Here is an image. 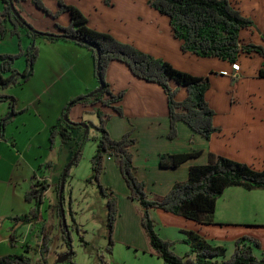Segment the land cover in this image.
<instances>
[{
    "label": "crops",
    "instance_id": "1",
    "mask_svg": "<svg viewBox=\"0 0 264 264\" xmlns=\"http://www.w3.org/2000/svg\"><path fill=\"white\" fill-rule=\"evenodd\" d=\"M149 1L112 0L110 5H106L105 0H64L67 5L81 11L90 28L108 33L143 53L163 59L180 71L196 77H209L211 88L206 99L216 113L215 125L219 132L206 140L194 134L186 125L180 124L178 137L169 140V108L165 92L156 84L136 78L120 62L110 64L107 80L115 95L124 93L123 100L115 105L122 110L123 116L99 104L91 107L76 105L69 113L70 121L89 125L93 123L89 114L100 110L112 116L107 128L114 140H120L133 130V137L137 140L132 148L136 176L157 197L167 195L175 184L187 181L190 168L207 164L210 154L247 164L258 171L263 170L264 76H261V71L264 72V58L257 53H243L232 64L217 58H202L184 53L182 41L173 35L169 18L152 9ZM228 1L254 24L252 28L241 31V44L264 47V0ZM43 2L51 12L58 11L56 0ZM2 7L0 0V11ZM22 11L23 18L35 29L59 33L54 22L45 18L32 5L31 0L23 3ZM31 15L36 21L29 18ZM56 22L66 27L70 23V15H63ZM10 37L19 39L13 43L9 40ZM23 44L28 50L31 40L26 37V42L23 43L20 36L9 35L0 41V55L23 54ZM37 47L39 59L27 84L35 80L34 84L42 88L35 90L32 87V92L30 86L27 96L18 94L16 86L1 92L4 96L14 98L15 102L13 99L0 100V131L2 121L11 119L2 127L3 138L0 139V258L25 254L34 260H41L40 245L45 233H48L53 244L46 259L47 264H53L58 253L63 256L66 249L62 247L58 234L59 220L55 215L53 217L48 214L53 218L51 227H54V237L46 230V198L51 193L56 196V183L66 170L69 152L59 139L51 145L50 131L60 124L67 104L76 97L95 91L98 83L94 75L93 53L89 49L71 42L51 43L46 40L39 41ZM20 60H23L22 63L15 65L19 72L21 67L24 71L27 66L24 57ZM68 75L74 81L73 89L65 94L52 93ZM172 87L178 86L172 83ZM24 88L25 86L22 87ZM186 97V89L180 88L177 101H183ZM194 151L199 152L200 156L176 169L160 167L162 154L175 155ZM104 167L101 180L104 185L116 191L122 190V194H117L120 211L116 230L119 225H126L125 241L132 243L143 253L140 255L141 263L164 264L151 255L148 240L140 225L142 208L128 198L129 191L125 188L115 159L105 156ZM35 178L45 179L50 185L40 216L35 223L17 222L14 219L27 216L34 207V204L25 201V194L32 188ZM53 205L49 204V210ZM151 216L158 229H164L163 237L169 241H174L170 240L172 237L179 238L181 232L194 230L215 245H234L238 239L247 236L264 246V190L261 189L228 188L217 202L213 216L214 226H202L160 210L151 211ZM136 238L138 241H135ZM140 239L144 241L141 244ZM58 245L61 246L57 249Z\"/></svg>",
    "mask_w": 264,
    "mask_h": 264
},
{
    "label": "trees",
    "instance_id": "2",
    "mask_svg": "<svg viewBox=\"0 0 264 264\" xmlns=\"http://www.w3.org/2000/svg\"><path fill=\"white\" fill-rule=\"evenodd\" d=\"M28 0H2L3 8L0 11V41L9 34L18 35L19 28H30L28 32L33 39L44 38L51 43L64 41L71 42L83 48L89 49L94 57V75L98 88L86 95L74 98L64 108L60 124L50 131V143L53 145L59 139L69 152L68 163L72 166L78 164L85 143L90 139L91 128L95 129L99 136L98 146L91 160V182H96L101 193L107 197V227L110 232L109 246L111 253L115 241L113 232L119 207L116 199L108 196L109 191L101 184V175L104 171L105 156H112L119 168L129 189V199L138 203L141 208V228L148 240L151 255L162 260L164 264H264V246L252 237H242L234 244V251L227 256V248L215 245L207 240L199 232L194 230L184 231L189 237L191 252L180 256L175 252V241L161 238L156 231L155 222L151 211L160 210L195 222L202 226H214L213 216L216 212L217 202L223 193L231 187H243L247 190H264V169L261 171L251 166L210 154L205 165L192 166L189 170V178L185 182L177 183L171 191L163 196L150 199L146 193V183L136 176L134 154L132 148L137 144L133 137V130L126 133L120 140H114L107 128L112 116L98 110L99 123H89V131L82 127L83 123H74L69 119L71 109L76 105L91 107L101 105L112 109L120 116L123 112L116 104L124 98V93L115 95L107 82V71L112 62L125 64L131 73L138 79L158 85L167 96L169 108L170 130L167 135L169 140L178 137V126L186 125L194 134L206 140L219 132L215 125V111L210 107L206 95L211 88L209 77H196L176 69L171 63L143 53L133 45L123 43L108 33L99 32L88 26L87 18L76 7L67 5L64 0H56L59 11L53 13L45 6L43 0H31L39 10L54 18L61 13L70 15V23L62 27L56 23L59 33L37 31L22 16L17 5ZM112 0H105L110 5ZM12 5L14 13L12 9ZM149 6L166 16L170 20L173 35L182 41V51L202 58H217L229 63H236L243 53H257L264 58V47L254 44H241L240 33L253 27V22L244 17L235 9L228 0H150ZM24 20V21H23ZM11 25L12 28H9ZM264 41V38H263ZM39 48L33 42L26 53L27 66L23 72L15 69V62L20 55H0V100L15 99L2 95V91L8 87L21 86L34 74V67L39 59ZM261 76L264 72L261 71ZM172 83L178 87L173 88ZM180 88H185L187 97L183 101H177L176 97ZM11 119H4L1 126L4 127ZM0 131V139L3 131ZM199 152L183 154H162L160 167L162 169H176L182 164L196 159ZM67 165L65 169L67 168ZM71 166V167H72ZM64 169V170H65ZM70 168L66 174H62L56 183V197L59 203L56 207V217L59 220L62 247L66 254L71 252L70 262L75 257L71 241L67 235L61 219V182L65 176V182L69 176ZM50 185L45 179L35 178L32 188L26 192L25 201L34 204L30 213L23 218H16L17 222L24 224L35 223L42 205L45 203L46 193ZM79 232V229H78ZM81 242L87 245L83 236ZM53 239L45 233L41 245V260L20 255H8L0 258V264H47L46 255L52 247ZM61 246V245H60ZM57 246V249L60 248ZM62 255L58 253V258ZM101 264H108L100 257Z\"/></svg>",
    "mask_w": 264,
    "mask_h": 264
},
{
    "label": "rangeland",
    "instance_id": "3",
    "mask_svg": "<svg viewBox=\"0 0 264 264\" xmlns=\"http://www.w3.org/2000/svg\"><path fill=\"white\" fill-rule=\"evenodd\" d=\"M17 8L18 10L23 12L22 11L23 4L17 5ZM37 10L42 12L45 18H48L51 21H53L55 28H56V23H57L56 21L61 16L68 14V13H61L58 18H54L51 15H47L46 13H44L43 11L39 9ZM54 14L55 13H53V15ZM29 18L33 21H36L35 17L32 15L29 16ZM37 24L42 25V23H37ZM30 25L33 26L31 23ZM9 28H12L11 25L9 26ZM19 31L21 32L19 33ZM28 32L32 33L31 30H29L28 28L26 29L19 28L18 35L16 36H20L21 41L23 43L26 42V37H28L31 40V43L33 44V42H35L36 45L39 43V41L45 40L44 38H37L35 40L29 35ZM7 36H9V34ZM18 39H19L18 37L9 38V40H11L13 43H16V40ZM5 45L6 47H8L7 44ZM23 48H24L23 49L24 52L22 56L16 60L15 65L19 62L22 63L23 60H20V59H22L23 57H24V60L26 61L27 49L25 45ZM39 65L40 64H38L37 66V77L39 75V70H38ZM20 70H21L20 72H23L22 67ZM27 82H25L21 86H16V91L18 92V94L27 96L26 93H28L32 89V87H34L35 90L38 88H42L41 86H36L34 84L35 80H31L28 84ZM73 82L74 81L72 79V76L68 75L63 83L59 84L58 86L54 88L52 93L56 94L58 92H62L65 94V92H68L73 89L72 87ZM23 86H25L24 89H22ZM30 86H31V89H29ZM33 90L34 89H32V92ZM94 112H95L94 114H89V117L91 118L94 124H98L99 123V118H98L99 112L98 111H94ZM96 136L97 137L99 136L98 132L95 129L91 128L90 139L85 143L83 147L81 158L78 164L70 167L69 176L67 177L66 182L64 183V188H63V192L61 195L62 199H61V204H60L61 205V216H62V211H63L65 222H66V226L64 227V230L67 234L69 232V235H67V240L69 241L70 239L73 251L75 252L76 255L75 257L72 258L70 262H65L63 264H101L100 257H103V261L107 262L108 264H144L140 262L141 261L140 255H142L143 253H141V251L137 247H135L132 243H126L125 241L126 240L125 238L126 229L124 227L126 225L124 226L119 225L120 227L116 230V224H115V229L113 232V239L115 241V244L113 246L111 253L107 250V247L109 246V240H110V232L107 227V216H108L107 197L101 193L96 182L90 181V178L92 177L91 160L93 156L95 155V152L98 146V139H95ZM102 177H103V174L101 175L100 181L102 180ZM122 180L125 183L124 185L126 188L127 185L123 177H122ZM101 184L102 186H104L106 189L109 190L107 192L108 196H111L112 198L114 197L119 207V198L117 194H122L121 193L122 190L116 191L115 189L108 188L107 186L104 185L103 181H101ZM127 189L128 187L126 188V190ZM146 193L150 199H154L157 197L156 195H154L148 190L147 185H146ZM46 199H47V204L45 207V210H46L45 218L46 219L48 218V221L45 223V227L47 231H50V233H52V237H54L55 235L53 231L54 227H51V225L54 223L53 218L49 217L48 214L50 216H53V215L56 216V207H57V204L59 203V199L56 196L54 197L52 193L49 194ZM50 203L54 205L52 209L49 210L48 207ZM119 211H120V208H119ZM118 219L119 217L117 218V220ZM140 225H141V221H140ZM158 228L159 227L156 226L157 233L159 234L161 238H164L163 237L165 236L164 229L160 231ZM78 229H79V232H78ZM58 234L60 235V240H61L60 227H59ZM135 235L137 237L136 232H135ZM183 235L185 237H181ZM81 236H83L84 240L87 242V245H84L81 242L80 240ZM172 238L173 239H170V240H174L176 242V245H175L176 254L180 256H184L185 254L191 252L189 237L186 236L184 232L180 233L179 238L177 239H174V237ZM141 239H144V238H141ZM141 239L139 240V244L144 242ZM135 241H138L137 238L135 239ZM225 247L227 248V256L228 257L231 256L234 251V245L225 246ZM65 254H66V250H64V255ZM145 261H148V260H145ZM145 264H148V263H145Z\"/></svg>",
    "mask_w": 264,
    "mask_h": 264
},
{
    "label": "water",
    "instance_id": "4",
    "mask_svg": "<svg viewBox=\"0 0 264 264\" xmlns=\"http://www.w3.org/2000/svg\"><path fill=\"white\" fill-rule=\"evenodd\" d=\"M12 9H13V11H14V13H15L16 11L14 10L13 5H12ZM23 21H24V20H23ZM28 29L30 30V28H28ZM82 127L85 128L86 131H89L90 126H89L88 124H85V123H84V124H82ZM71 166H72V163H70V164L67 166V168H66L64 174H66L67 170H68ZM64 183H65V176L63 177L62 182H61V187H60L61 194H62V192H63ZM61 219H62V225L65 227V226H66V222H65V218H64L63 211H62ZM71 254H72L71 252H68L67 254L61 256V257L57 260V264H63V263H65V262H67V261L69 260V258L71 257Z\"/></svg>",
    "mask_w": 264,
    "mask_h": 264
}]
</instances>
